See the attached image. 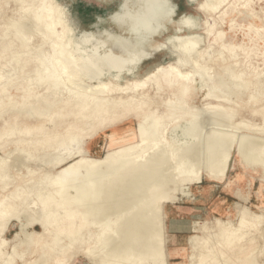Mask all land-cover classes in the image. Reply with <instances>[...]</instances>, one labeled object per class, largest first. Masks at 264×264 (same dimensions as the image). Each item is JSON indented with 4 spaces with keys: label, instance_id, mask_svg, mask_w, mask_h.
<instances>
[{
    "label": "bare ground",
    "instance_id": "bare-ground-1",
    "mask_svg": "<svg viewBox=\"0 0 264 264\" xmlns=\"http://www.w3.org/2000/svg\"><path fill=\"white\" fill-rule=\"evenodd\" d=\"M8 1L15 6L10 12L13 18L8 17L0 28V118L4 125L0 128V151L5 152V156L16 152L20 164H26L28 176L24 174L17 181L10 179L6 157L0 156L2 264H14L15 257L24 264H70L77 256H82L89 264H164L160 206L162 201L174 200L175 195L170 192L176 184L172 177L154 180L155 172L167 155L151 150H159L162 143V146L167 144L165 132L173 122L195 113L187 107L193 90L191 73L197 72L205 82L211 79L210 75H205L206 63L213 60L210 48L217 44L222 50H231L230 45L222 42L223 32L217 30L215 19L209 23L205 17L203 33L211 41L203 48L198 46L194 58L186 55V51L184 57L180 56L181 60L175 59L164 68L157 65L142 78H136L134 72L130 79L123 78L127 74L122 73L117 77H97L96 83L92 84V78L86 82L84 73L95 78L94 75L104 68L117 71L125 68L119 63L120 58L112 54L119 49L113 47L111 51L110 36H102L100 30L75 34L57 0ZM211 2L202 0L196 4V9L205 15L212 14L222 0ZM173 20L168 24L188 30L180 35L181 40L176 46H182L193 36L201 42L200 35L192 32L197 29V24L191 17L182 14ZM28 22L33 25V30L42 29L39 30L42 31L40 42L36 45L30 43L31 36L22 30L21 24ZM74 84H79V88ZM11 87L17 92L14 96L8 93ZM235 87L239 85L235 83ZM216 101L206 108L212 125L214 116L222 110V99ZM231 109L223 113L230 114ZM129 119L137 124L136 142L109 149L99 159L88 157L84 147L87 140ZM222 135L216 136L217 139L214 135L215 141L211 138L207 142L209 152L204 172L211 181H222L224 177L229 151L220 150L229 146L231 136ZM251 146H248L249 153L245 152L247 156H242L247 158L244 161L248 165L258 161L257 164L262 163L264 168V158H259L261 152L256 154V149ZM149 150L152 152L150 159L143 161ZM30 161L39 164L35 169L28 168ZM196 172L197 169L191 175L182 176L178 168L176 182L189 184L200 178ZM179 190L182 197L190 196L186 188ZM242 209L237 226L230 220L217 218L194 222V230L199 233L189 237L190 264H215L216 251L210 238L225 245L224 250H219L223 256L237 246L233 264H254L250 243L243 238L256 230L263 219L246 207ZM11 220L20 221L19 230L24 234V240L19 244H25L26 251L30 249L28 254H35L33 259L24 251L17 252L15 248L19 244L4 257L8 242L5 233ZM28 225L34 230L31 233L25 231ZM35 226L40 230L34 229Z\"/></svg>",
    "mask_w": 264,
    "mask_h": 264
},
{
    "label": "rangeland",
    "instance_id": "rangeland-1",
    "mask_svg": "<svg viewBox=\"0 0 264 264\" xmlns=\"http://www.w3.org/2000/svg\"><path fill=\"white\" fill-rule=\"evenodd\" d=\"M57 1L65 11L64 15L66 14L68 17V25L75 32V34L81 31H93L96 33L98 30L101 31L102 29H111L114 32L116 31L113 26L107 23L100 24L99 27H97V17L106 18L109 14L115 11L118 5V0H113V3L110 4H100L97 0ZM195 1L196 0H172V2L176 5V11L173 18L176 19L182 14L191 17L197 24V29H194L192 32L200 35L202 38L201 42L198 37L193 36L182 46H176V42L178 43V41L181 40L180 35L183 36L182 33H187L188 30L177 28L174 24H168L167 30L165 28V31L163 30L157 36L156 41L153 44L154 52H152L148 57H141L135 63V68L130 70L121 68L118 69V71L104 68V70L102 69L99 71L97 75L93 74L95 78L89 77L86 73H84V75L85 78H87L86 82L92 78V81L90 80V83L92 84L96 83L95 80H97V77L102 78L106 75H115V77H117L122 73L127 74L123 75V78L130 79L133 72L136 78H142L148 71L153 70L157 65L160 68H164L165 65L175 59L177 61L181 60V57L185 56L184 52L186 51V55L194 58L196 56L195 49L198 46L199 48H203L211 41V39L206 37L203 33L204 30L202 27V21L205 17L208 18L209 23H212L215 19L217 30H221L223 32L222 42L227 46H231L232 53L231 50L220 49L217 44L210 48V53L212 54L211 58L213 60L206 63L207 69L205 71V75H210L211 79L208 82H205L197 72H192L193 74L191 73L192 77H194L192 81V89L194 91L192 90V95L189 99L187 107L195 113L188 114L187 117L185 116L186 118L184 117V119L180 117L178 120L176 119L178 122H173V125H170L172 128L169 126L168 130L165 132L166 137L164 136V139L167 144L164 143L165 146H162V143V145L157 148L159 150H151L152 152L156 151L158 154L161 152V154L165 153V155L171 156L169 158L166 156V160L162 162V165L160 166L162 169L159 168L155 172L154 177L156 178L154 180L157 178H162L161 180L165 178L166 180L168 178L171 179L172 177L175 181L174 184H176L174 187L177 188L174 191L173 187L172 192H170L171 195H175L174 200H167L164 203L162 201L160 206V211L162 210L160 212V216H163L162 227L164 226L162 228L164 229L162 243L164 254L163 259L165 260L164 264H190L189 255L191 253V247L189 237L191 235H198L199 233L197 230H194V222L203 220L212 221L214 218H217L230 220L234 226H237L241 211L243 210L242 208L246 207L247 210L255 215H261V218L263 219L257 226L256 230L251 231L243 239L250 243V252H252L255 258L253 259L254 264H264V168L262 163L257 164L258 158H256L257 162L255 165H248L246 164L247 162H245L247 158L243 159V157L247 156V152L249 153V145H252L253 147H251L256 149V154H259L258 151L261 152L259 154L260 159L264 158V0H222L218 9L212 12V14L207 15L196 9V4L202 0ZM206 1L212 3L211 1L213 0ZM14 6L15 4L11 1L0 0V28L7 18L11 17L10 12ZM223 11H225L224 14H222ZM14 16L16 17L17 15ZM29 24H21L22 30H24L23 32H25V34L31 36L30 43L36 45L40 42V35L42 31L39 32V30L42 29L33 30V25ZM172 35H175L173 36L174 38H167ZM172 45H174V47H172ZM44 48L46 49V47ZM181 48H184V50L182 49L183 52ZM183 67L185 68V66ZM187 68L188 71L191 70L188 66ZM3 70L8 72V69ZM228 71H230V73ZM239 71H241L242 75ZM235 77H237V79ZM235 83L239 85L238 88L235 87ZM74 86L79 88V84H74ZM208 92H210L209 96ZM8 93L12 96L17 94L15 88L13 87L8 89ZM253 97L256 99L254 100ZM13 98L15 99V97ZM220 99H222V110L217 112L218 114L214 116V124L212 125L209 122L210 116L208 115V110L206 108L208 107V104H216V100ZM228 108H234V110L231 109L230 114H224L223 111ZM197 118L199 119L197 120ZM1 119L2 117L0 118V128L4 126ZM129 121L130 119L126 120L125 123L118 125L114 129L102 130L92 139L87 140L84 147L88 157L92 159H99L105 156L107 150L109 149L114 150L122 145L136 142L137 124L133 119L130 122ZM195 121H197V124ZM198 123H200V126ZM233 123H237V125L233 126ZM198 127L200 130H198ZM211 129L213 133H209L212 132L210 131ZM215 131L218 132L216 133ZM219 132L221 135L223 133L222 137L226 134L227 136L230 134L231 139L229 138V141L231 140L232 143L230 141L229 146L220 150H225V152L229 151V154L227 153L228 159L222 181H211L206 178L204 172L209 152L207 149L209 146L207 142L214 135L216 138V134H218L217 138H220L221 136L219 137ZM194 135H196V138ZM213 138L212 141H215ZM251 138L254 140H251ZM169 142L170 144H168ZM178 144L181 146L179 147ZM193 144L196 145L194 146ZM238 145H240L239 148ZM8 146L10 147V145ZM168 147L172 150L168 149ZM161 150H164V152ZM152 152L149 150L143 161H148ZM15 153L16 152L5 156V152L0 151V156L2 158L5 156L6 158L4 159L6 160V164L7 166L9 165L7 175H10V179L14 180L15 178V181H17L24 174L25 177H27L28 174L26 172L27 169H25L27 168L25 166L26 164L23 165L24 162L23 164H20ZM12 156L15 159H13ZM11 161H13V164ZM170 161H173L174 164L173 162L171 164ZM204 163L205 166L203 165ZM38 164V162L30 161L28 162V168L32 167V169H35ZM172 165L175 166L174 169H172ZM180 166L182 167L180 168ZM185 166L187 168H185ZM178 168L180 169V175L182 176H186L192 172L194 173L197 169L196 173H198V177L200 178L190 182L189 184H180L179 182H176L178 177L175 176ZM172 174L174 176H172ZM183 187L187 189L190 196L182 197L181 190L179 189ZM1 194L2 193L0 192V195ZM24 220L25 219H23V221ZM19 224V220H11L7 225L5 237L8 242L4 248V257H6V254H11L14 245L16 246L19 242L24 240V234L20 232ZM34 229L38 231L40 230L38 226H35ZM25 231L27 233H31L34 230L31 225H28ZM16 233H18L17 236ZM210 240L214 250L216 251L215 264H233L237 254V246H234L230 250H227L226 248L227 254L223 256L220 255L219 250H224L225 245L213 238H210ZM15 249L17 252H26V255H28L27 257L30 259L35 257L34 253H29L30 255L28 254L30 249L29 251H26V245L23 243L19 244ZM0 262V264H2V259H0ZM14 264H24V262L15 257ZM70 264L89 263L82 256H77Z\"/></svg>",
    "mask_w": 264,
    "mask_h": 264
},
{
    "label": "clouds",
    "instance_id": "clouds-1",
    "mask_svg": "<svg viewBox=\"0 0 264 264\" xmlns=\"http://www.w3.org/2000/svg\"><path fill=\"white\" fill-rule=\"evenodd\" d=\"M97 2L110 4L113 0ZM175 11L172 0H118L115 11L106 18L97 17V27L107 23L116 29L115 32L103 29L100 33L111 37V51L113 47L119 49L112 51L113 56L120 58L119 63L130 70L141 57L151 55L157 36L170 20L174 21Z\"/></svg>",
    "mask_w": 264,
    "mask_h": 264
}]
</instances>
